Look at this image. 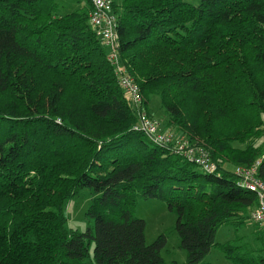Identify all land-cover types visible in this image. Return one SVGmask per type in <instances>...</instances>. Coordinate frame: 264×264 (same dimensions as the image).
I'll list each match as a JSON object with an SVG mask.
<instances>
[{
  "label": "trees",
  "instance_id": "1",
  "mask_svg": "<svg viewBox=\"0 0 264 264\" xmlns=\"http://www.w3.org/2000/svg\"><path fill=\"white\" fill-rule=\"evenodd\" d=\"M88 3L60 14L56 0H0V264H87L93 243L97 264H181L165 262V234L146 242L135 209L150 199L177 215L183 264H207L218 229L246 226L258 205L236 168L259 161L264 182V0L113 2L145 106L158 96L214 172L135 129ZM86 188L94 228L80 232L65 203ZM257 229L220 245L231 264H264Z\"/></svg>",
  "mask_w": 264,
  "mask_h": 264
},
{
  "label": "rangeland",
  "instance_id": "2",
  "mask_svg": "<svg viewBox=\"0 0 264 264\" xmlns=\"http://www.w3.org/2000/svg\"><path fill=\"white\" fill-rule=\"evenodd\" d=\"M56 1L60 6V14L71 13L89 5L88 0ZM184 1L190 4H199L201 0ZM146 108L150 111L153 119L162 122L164 132L170 131L168 127V116H166V112L162 108L158 96L154 95ZM95 196L96 193L93 190L86 188L65 203V214L68 219L67 227L69 229L85 232L89 228H94V221L89 219L86 213ZM135 216L146 222L145 236L147 244H152L162 234L167 236V246L162 252L166 263L177 261L183 264L187 261V253L181 249V241L176 231L177 215L170 211L165 202L151 199L140 200L136 205ZM257 230V226L252 221H249L246 226L239 229L222 225L216 233V242L220 245L228 242L233 245H242V243L252 244L257 237ZM220 245L213 247L209 255L205 258L204 263L231 264V261L222 252L223 250ZM94 247L95 245L93 243L90 247V257L86 259L87 264H97L94 259Z\"/></svg>",
  "mask_w": 264,
  "mask_h": 264
},
{
  "label": "built area",
  "instance_id": "3",
  "mask_svg": "<svg viewBox=\"0 0 264 264\" xmlns=\"http://www.w3.org/2000/svg\"><path fill=\"white\" fill-rule=\"evenodd\" d=\"M90 1L92 4L90 26L106 49L108 61L115 71L118 83L123 89L128 103L136 112L135 129L143 132L155 143L172 146L176 153L183 154L200 167L208 171H216V164L203 147H191L184 136H177L170 131L164 132L162 122L153 119L148 113L139 84L128 74L127 68L119 56L120 39L117 32V17L113 12L114 0ZM259 166V161L250 166H238L235 173L246 187L256 193L258 205L251 213V221L259 228L264 229V182L258 177Z\"/></svg>",
  "mask_w": 264,
  "mask_h": 264
}]
</instances>
